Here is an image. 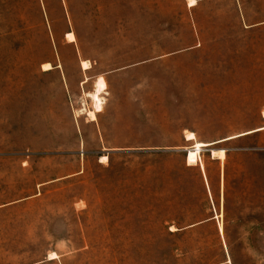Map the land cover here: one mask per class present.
Segmentation results:
<instances>
[{"label": "rangeland", "instance_id": "obj_1", "mask_svg": "<svg viewBox=\"0 0 264 264\" xmlns=\"http://www.w3.org/2000/svg\"><path fill=\"white\" fill-rule=\"evenodd\" d=\"M194 1L0 0V264H264V0Z\"/></svg>", "mask_w": 264, "mask_h": 264}, {"label": "bare ground", "instance_id": "obj_2", "mask_svg": "<svg viewBox=\"0 0 264 264\" xmlns=\"http://www.w3.org/2000/svg\"><path fill=\"white\" fill-rule=\"evenodd\" d=\"M194 5H195V1L190 0L189 6H194ZM66 38H67L69 43H73L75 41V38H74L73 34H71V33L67 34ZM80 67H81L82 71H88L89 70V63L87 61H82V62H80ZM42 68H43V71L51 70V66L49 64H45ZM102 91H103V87H102V85L99 84L97 86L95 92L92 95L93 100L97 104L99 103L97 96L100 95L102 93ZM263 116H264V114H263ZM89 117H90L91 121L96 120V117H95L94 113H92V112L89 113ZM260 130H262V129H260ZM260 130H258V131H260ZM230 139H232V138H230ZM185 140L187 142H193L191 148L187 149L186 162L188 165H195L199 161V158H200L199 156H200L201 151L203 149L210 147L211 145L196 141L193 133H186ZM211 155H212V157H215L218 160H224V158H225V154L223 151L211 150ZM102 160H106V158L103 157ZM53 258H55V257H53Z\"/></svg>", "mask_w": 264, "mask_h": 264}]
</instances>
